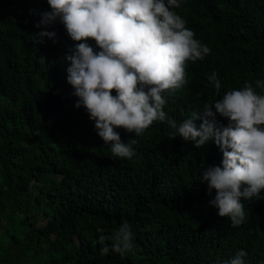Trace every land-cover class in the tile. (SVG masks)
<instances>
[{
    "label": "trees",
    "instance_id": "trees-1",
    "mask_svg": "<svg viewBox=\"0 0 264 264\" xmlns=\"http://www.w3.org/2000/svg\"><path fill=\"white\" fill-rule=\"evenodd\" d=\"M30 10L50 9L47 0H0V264H228L238 250L245 264H264V191L242 200L246 220L232 227L200 182L205 166L220 164L219 149L172 139L167 123L138 137L119 130L138 155L113 159L74 107L64 57L75 42L58 22L34 27ZM174 11L211 51L186 62L188 82L164 93L171 118L182 122L264 79V0H185ZM42 30L56 31L57 42L37 45ZM214 71L219 93L207 79ZM123 221L134 247L121 256L111 246Z\"/></svg>",
    "mask_w": 264,
    "mask_h": 264
},
{
    "label": "clouds",
    "instance_id": "clouds-1",
    "mask_svg": "<svg viewBox=\"0 0 264 264\" xmlns=\"http://www.w3.org/2000/svg\"><path fill=\"white\" fill-rule=\"evenodd\" d=\"M185 0H47L49 11L36 12L37 29L63 25L75 42L69 55L66 82L73 88L76 109L83 108L97 136L113 159L133 160L135 139H121L120 131L140 136L153 122L167 123L171 137L182 138L200 149L214 144L220 164L205 166L200 182L207 184L209 206L232 227L246 220L243 201L259 199L264 191V79L245 82L225 92L202 113L193 112L177 122L163 109L164 93L181 89L188 81L186 62L195 63L210 48L195 38L174 9ZM35 43L57 42L52 30L38 31ZM89 41H94V45ZM45 62V58L41 57ZM207 79L217 93L221 88L214 71ZM113 91L115 95H113ZM217 116L227 121L221 123ZM197 121H200L197 125ZM132 226L123 221L111 250L124 256L133 250ZM108 252V248L103 249ZM247 253L238 250L228 264H245Z\"/></svg>",
    "mask_w": 264,
    "mask_h": 264
}]
</instances>
